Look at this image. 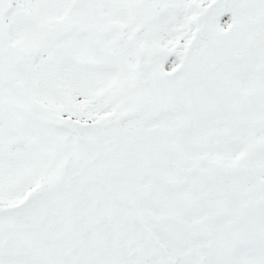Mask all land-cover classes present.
<instances>
[{
  "label": "snow or ice",
  "instance_id": "snow-or-ice-1",
  "mask_svg": "<svg viewBox=\"0 0 264 264\" xmlns=\"http://www.w3.org/2000/svg\"><path fill=\"white\" fill-rule=\"evenodd\" d=\"M0 264H264V0H0Z\"/></svg>",
  "mask_w": 264,
  "mask_h": 264
}]
</instances>
